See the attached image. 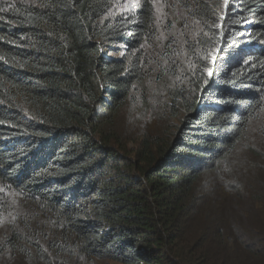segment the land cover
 Instances as JSON below:
<instances>
[{
    "label": "trees",
    "instance_id": "1",
    "mask_svg": "<svg viewBox=\"0 0 264 264\" xmlns=\"http://www.w3.org/2000/svg\"><path fill=\"white\" fill-rule=\"evenodd\" d=\"M136 2L0 0V264H264V0Z\"/></svg>",
    "mask_w": 264,
    "mask_h": 264
},
{
    "label": "rangeland",
    "instance_id": "2",
    "mask_svg": "<svg viewBox=\"0 0 264 264\" xmlns=\"http://www.w3.org/2000/svg\"><path fill=\"white\" fill-rule=\"evenodd\" d=\"M117 1V5H116V14H125L127 16L129 15H132V9L135 10V8L137 7L138 5V2H133V0H116ZM221 2L223 3V0H221ZM117 124L119 126L123 125L124 124V115H118L117 117ZM155 124H157L158 128L161 129L163 127H165L166 125V121L164 119H159V117L157 118ZM1 187V185H0ZM9 193H13L11 191H8ZM16 196V194H14ZM9 205H12V203H8ZM13 208H8L6 207L5 208V214H11ZM9 223L11 224H14L13 222H10ZM5 225H2L0 224V236L4 235L5 234V229H4ZM93 264H116L115 262H113V260H111L110 258H104L102 260V262H99V261H94Z\"/></svg>",
    "mask_w": 264,
    "mask_h": 264
},
{
    "label": "snow or ice",
    "instance_id": "3",
    "mask_svg": "<svg viewBox=\"0 0 264 264\" xmlns=\"http://www.w3.org/2000/svg\"><path fill=\"white\" fill-rule=\"evenodd\" d=\"M133 2H135V0H133ZM223 6H224V9H225V15H226L228 7H229V0H223ZM220 19L224 20L225 16L220 17ZM221 27H222V25H221ZM209 74L211 75V73H209Z\"/></svg>",
    "mask_w": 264,
    "mask_h": 264
}]
</instances>
